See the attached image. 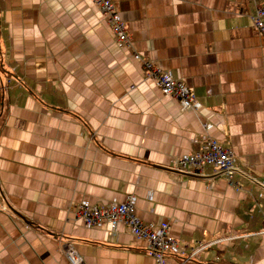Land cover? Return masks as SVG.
<instances>
[{"label": "crops", "instance_id": "obj_1", "mask_svg": "<svg viewBox=\"0 0 264 264\" xmlns=\"http://www.w3.org/2000/svg\"><path fill=\"white\" fill-rule=\"evenodd\" d=\"M113 1L129 45L94 0H0V264H71L70 245L82 264H157L124 223L72 212L131 197L143 221L171 224L184 252L167 264H264V0ZM210 137L233 150L232 184L174 166Z\"/></svg>", "mask_w": 264, "mask_h": 264}, {"label": "built area", "instance_id": "obj_2", "mask_svg": "<svg viewBox=\"0 0 264 264\" xmlns=\"http://www.w3.org/2000/svg\"><path fill=\"white\" fill-rule=\"evenodd\" d=\"M94 1L112 27L117 41L116 44L119 46L129 45L130 34L114 1ZM252 19L256 29L264 35V6L257 5ZM145 66L147 73L156 78L161 91L165 95L180 101L182 110L199 111L196 94L184 80L175 78L170 71L160 69L151 61H146ZM11 83L12 79L8 77L5 88H8ZM204 126L207 133L213 127L212 123L207 121ZM174 166L181 170L193 169L197 173H203L206 169L211 168L217 174L226 176L231 184L234 183L235 174L238 172L233 150L220 145L218 140L213 137L207 139L202 149L177 158L174 161ZM72 212L76 219L83 221L90 227L108 223L116 230L120 223H124L137 239L146 242V250L156 260L157 264H167L169 254L183 251L179 240L171 234V224L167 221H161L160 223L143 221L135 211V202L132 197L123 203L91 204L84 201L72 207ZM217 242L219 240H213L209 242V245ZM203 248L204 245L200 243L190 257ZM66 255L71 264H82L83 257L74 246L70 245L68 247Z\"/></svg>", "mask_w": 264, "mask_h": 264}]
</instances>
